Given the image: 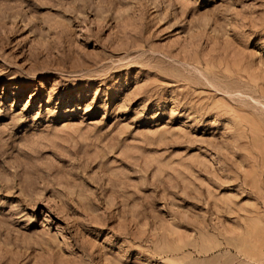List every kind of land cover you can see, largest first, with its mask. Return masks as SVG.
<instances>
[{
  "label": "rangeland",
  "instance_id": "obj_1",
  "mask_svg": "<svg viewBox=\"0 0 264 264\" xmlns=\"http://www.w3.org/2000/svg\"><path fill=\"white\" fill-rule=\"evenodd\" d=\"M0 264H264V0H0Z\"/></svg>",
  "mask_w": 264,
  "mask_h": 264
}]
</instances>
